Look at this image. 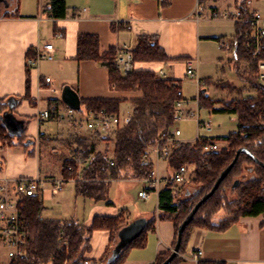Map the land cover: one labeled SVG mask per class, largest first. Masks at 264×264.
Wrapping results in <instances>:
<instances>
[{
  "label": "crops",
  "instance_id": "0c3cea01",
  "mask_svg": "<svg viewBox=\"0 0 264 264\" xmlns=\"http://www.w3.org/2000/svg\"><path fill=\"white\" fill-rule=\"evenodd\" d=\"M66 1L69 7L68 15L65 18H53L43 10L50 0H30V2L29 0H0V100L20 97V100H13L16 105L13 114L16 119L24 121L25 136L27 137L25 145L19 144L18 138L14 139L15 144L13 145L7 144L2 147L0 143V178L2 179L15 180L23 176L64 177L67 179L66 185L72 182L76 187V183L81 179L80 172L85 166L77 164L78 170L75 175H69L64 171V163L76 159L77 149L80 148L93 149L96 152L102 151L103 146L100 142L107 143V141L103 142L100 139H110L111 136L108 138L103 135L94 137L89 131L84 133L78 131L79 134L75 130L71 132L69 130L71 126L66 121H41L38 118L43 110L55 105L63 109L67 108L61 99L63 89L61 87L70 85L79 93L81 99L129 98L124 102L129 103L130 110H132L130 98L138 96V92L116 90L110 84L109 69L99 62L76 60L79 35H97L100 53H104L112 47L119 49L129 46L133 50L138 44L140 36L156 37L159 46L166 52L168 60L164 62L138 61L135 62L134 69H152L158 73L163 70L167 78L178 79L182 83V80L174 74L175 68L182 67L186 73V61L197 58L199 73L202 63L201 55L204 51L209 50L210 44H216L218 51L219 49L222 51L219 48V40L228 38L222 24L226 22L236 24L237 22L234 18V12L237 10L235 0H169L165 3H161L159 0ZM258 1L249 0V9H259L263 12L259 6L255 5ZM1 5L3 6L1 7ZM17 6H19L18 10ZM225 10L229 11L227 18L221 16ZM17 11L18 15L15 14ZM216 13L218 16H215ZM48 24L52 25V29L47 28ZM58 32L63 35L58 36ZM232 41L234 42V40ZM46 43H54V59L42 60L37 67L29 68L27 65L28 56L32 54L33 50ZM45 62L52 66L48 69L43 68ZM55 70L56 78L53 74ZM46 76L52 78V84L45 81ZM201 82L200 78V87ZM190 103L191 101L187 104V108ZM194 109L195 107L188 108L187 116H190V112ZM53 122L60 123L58 124V139L54 141L51 151L58 154L61 149H64L67 158L62 164L60 163L58 170L53 172L52 169V171L43 172L44 164L40 158L41 147L43 141L53 140L48 128V124ZM200 133L201 131L198 132L194 142L189 143L194 144L199 138H211L201 137ZM219 144L222 148L228 146V143L226 146L220 142ZM36 145L40 146V153L37 154V157L35 155ZM109 149L108 156L111 158L114 154L115 144H110ZM147 151H150V155L156 160L154 147H149ZM42 155L52 156L49 153ZM157 163L162 175L172 174L174 168L170 167L168 160L159 159ZM139 180H113L110 192L115 185L119 186L118 189L121 186L124 189L125 185L127 186L125 182ZM164 189L167 188H162L160 192L151 191L147 199L141 198L138 192V199L143 201L149 200L152 195L157 196L156 210L152 213H141L136 218H129L123 205H117L109 195L110 204L102 202L104 205L102 207L97 205L93 208L89 217L82 220L77 217L73 219L85 226H91L96 216H118L121 212L124 213L127 225L139 218H145L148 222L155 217L154 228L147 233L145 246L131 247L122 263L154 264L160 254L173 249L176 239L174 219L160 217V214L163 213L160 209V193ZM169 189L178 193L179 197L193 190L189 182ZM61 191L55 193L51 187H48L39 196L45 205L46 195L48 198H54L59 196ZM118 242V235L117 239H112L110 230H94L90 248L85 255L99 259L109 258ZM198 251H201V254L195 257L194 253ZM182 257L183 260L177 264H199L200 262L264 264V214L242 217L239 222L224 230L195 227Z\"/></svg>",
  "mask_w": 264,
  "mask_h": 264
},
{
  "label": "trees",
  "instance_id": "16d2710c",
  "mask_svg": "<svg viewBox=\"0 0 264 264\" xmlns=\"http://www.w3.org/2000/svg\"><path fill=\"white\" fill-rule=\"evenodd\" d=\"M19 1V0H18ZM249 0H235L236 9L241 13V19L235 24L234 56L239 64H249V69L241 71L237 65L240 79L247 83L256 95L239 98L230 97L222 100V108L213 107V101L208 98L206 90L199 95L202 105L212 108L215 112H229L238 116V130L224 138H207V140H226L227 147L220 152L205 153L203 151L206 140H198L194 144L182 142L176 146L169 158L170 167L178 168L186 163L196 164V177L189 182L192 192L178 196L169 188L160 193L161 218H172L176 224V239L178 228L196 203L207 194L221 172L232 162L239 148L244 147L257 157L254 161L245 154H241L233 170L221 183L215 194L205 202L196 213L194 220L187 226L183 234L182 245L176 258L171 264L183 260L186 247L193 229L202 226L211 229L224 230L240 221L242 217H254L264 214V82L260 79L258 62L264 59V51L255 55V49L247 44L251 27L247 19L250 16ZM19 6H17L18 10ZM53 18H65L69 7L66 0H50L43 7ZM18 15V11L15 13ZM135 62H164L168 56L159 46L156 37L140 36L138 44L132 50ZM117 48H110L100 53L99 37L95 34H81L78 38V53L76 60H95L107 67L110 73V84L116 90L138 92L139 95L130 98L132 104V119L130 123L118 129L111 137L115 142L113 157L109 158L110 149L95 152L86 150L76 159L64 163V171L73 174L78 170L77 164L81 159H87V165L81 170V179L76 183V196L93 199L95 202L109 201L111 182L119 179H142L147 177L153 169L152 162L143 160V155L150 146L174 125V107L180 99L178 91L182 90V83L178 79H171L159 75L152 69H134L123 76L116 64ZM235 89L231 85H225ZM129 98H91L81 99L84 112H100L105 110L119 114L121 103ZM15 100L9 97L0 100V143L1 146L13 145L18 138L19 144H26V129L20 135L9 133L6 124L1 120L6 111L16 108ZM12 101V102H11ZM62 102V101H61ZM63 103V102H62ZM64 104V103H63ZM23 127L25 124L21 122ZM17 144V143H16ZM111 161L114 164H111ZM69 165L73 169L68 170ZM238 185L234 186L235 181ZM185 193V189L183 191ZM20 212L29 225L30 236L26 246L25 259L13 260L10 264H63L65 253L59 249L60 233L64 230L71 236L70 264H82L85 252L90 248V240L94 230L107 229L111 231L112 239H117L119 230L126 226L124 213L118 216H96L91 226H85L76 219H48L43 217L45 205L39 195L23 196L19 202ZM180 209L177 215L174 213ZM226 209L229 216L219 223H215L212 216L220 210ZM156 218L147 222L139 237L125 247L115 261L109 264H122L127 251L131 247H144L147 233L154 228ZM173 250V249H172ZM172 250L160 254L154 264H161ZM108 258L101 260L108 261ZM199 264H225L224 262H200Z\"/></svg>",
  "mask_w": 264,
  "mask_h": 264
},
{
  "label": "built area",
  "instance_id": "2783aa9c",
  "mask_svg": "<svg viewBox=\"0 0 264 264\" xmlns=\"http://www.w3.org/2000/svg\"><path fill=\"white\" fill-rule=\"evenodd\" d=\"M161 3H165L169 0H159ZM250 16L247 21L250 24L251 31L248 36L247 44L255 49V55L261 54L264 51V13L259 9L250 10ZM218 16V13L215 14ZM222 17H229V11L225 10L221 14ZM234 18L238 21L241 19V13L239 10L234 12ZM58 36H62L61 32L57 33ZM219 45L221 49H226L232 51L233 60H235L234 50L235 45L233 41H228L227 39H220ZM118 55L116 59L117 67L123 76L130 74L134 70V58L132 49L129 46L117 49ZM55 53L54 43H46L41 47L33 50L27 58V65L29 68H35L39 65L42 60H53ZM187 69L186 73L191 78H197L200 82L198 73V59L191 58L186 61ZM260 79L264 82V59H260L258 62ZM159 75L166 77L163 70L159 71ZM45 81L49 84L53 83L50 76L45 77ZM54 91L57 89L52 88ZM180 99L175 103L174 107V124L183 120L187 117V101L183 97L182 90L178 91ZM195 109L190 112V116L198 118L199 131L210 132L213 129V122L201 121L200 120V98L197 96L194 99ZM132 111H128L123 115L110 113L105 110L100 112H84L76 111L69 107L63 109L55 105L51 108L43 110L38 118L47 121H66L75 130L80 133L89 131L94 136H109L113 135L116 130L128 125L132 119ZM181 136L180 129H175L174 125L168 131H166L163 136L154 145V150L156 153V160L169 158L174 152ZM198 140H206L203 151L205 153L210 152H220L222 147L218 141L207 140V138H199ZM151 147V146H150ZM90 150V149H89ZM86 152L85 149H78L79 155L82 156ZM143 160L146 162L153 163V169L150 174L140 179L145 183L146 186L139 191V196L143 199H147L150 196L151 191L160 192L162 188H177L187 182H191L196 177V164L186 163L178 168H175L171 175H162L159 169V165L156 160L150 155V151H146L143 155ZM88 163L87 159H81L79 161L80 166H86ZM113 165L114 162L111 161ZM69 170H72V165H69ZM67 183V179L55 178V177H19L15 180L2 179L0 178V221L2 226L0 227V242L7 248V256L9 259V264L13 260L25 259L27 256L26 246L28 243V238L30 236L29 225L26 219L20 212L19 202L23 196H34L40 195L48 187H51L55 193L61 191ZM180 209L174 213L177 215ZM59 249L61 252L65 253V260L63 264H70L69 256L71 252V236L67 234L64 230L60 233L59 238ZM86 253V252H85ZM201 254V251L194 253L197 257ZM82 264H109L108 261H103L99 258H93L84 256Z\"/></svg>",
  "mask_w": 264,
  "mask_h": 264
},
{
  "label": "rangeland",
  "instance_id": "374dc122",
  "mask_svg": "<svg viewBox=\"0 0 264 264\" xmlns=\"http://www.w3.org/2000/svg\"><path fill=\"white\" fill-rule=\"evenodd\" d=\"M30 2V0H29ZM30 4V3H28ZM255 5L260 7L264 12V0H259ZM3 5H1L2 7ZM225 28V32L228 36V40L232 41L234 38L235 24L234 22H226L222 24ZM47 28L52 29V25L48 24ZM219 47V45H218ZM220 48V47H219ZM202 63L199 67V77L201 78V87L200 82L197 78H191L189 75H186L182 67L177 66L174 70V74L182 80V92L183 97L191 101L188 108L195 107L194 99L200 95L201 90H206L208 98L213 101V107L216 109L222 108V100L230 97L239 98L246 97L250 95H256V92L245 82H243L237 72V65L241 71L248 70L249 64L241 62L240 64L233 60L232 51L222 49V51L217 49L216 44H210L208 51H204L201 55ZM52 65L48 62L43 64V68L48 69ZM55 78L56 70L53 71ZM231 85L235 89H230ZM63 87H61L62 89ZM68 107V106H66ZM187 108V109H188ZM131 105L129 103L123 102L120 106V114L123 115L128 111H132ZM189 115V114H188ZM200 120L201 121H212L213 129L210 132L201 131V137H211V138H224L238 130V116L229 112L217 111L215 112L212 108L201 106L200 109ZM60 122H53L48 124L50 131V136L53 139L52 141H43L42 143V153L41 159L43 160L44 168L43 172H53L58 170L60 165L67 158V154L64 149H61V152L54 154L51 150L54 145V141H57L59 134V124ZM67 128V126H66ZM69 128V127H68ZM175 129H180L181 136L177 145L185 142H194L197 138L199 132V122L198 118L194 116H187L183 120H179L174 124ZM120 129V128H119ZM71 132L75 130L73 127L69 129ZM78 134L79 132L75 130ZM117 131V130H116ZM115 131V132H116ZM114 132V133H115ZM92 135V134H91ZM69 136V135H68ZM82 136V135H80ZM85 136H88L85 134ZM94 136V135H92ZM90 136V137H92ZM112 136V135H109ZM96 137V136H94ZM107 143H102V151L108 149L110 144H115L111 139L103 140ZM183 140V141H182ZM111 142V143H110ZM223 146L227 145V141H219ZM40 146L36 145L35 155L40 153ZM96 152V151H95ZM51 154L52 156L45 157L42 154ZM61 163V164H60ZM49 165V166H48ZM124 189L121 186L118 189V185H115L110 192V198L116 202L117 205H123L126 209L127 216L129 218H136L141 213H152L156 210L157 196L152 195V197L143 201L138 199V192L144 188L145 183L141 180L125 182ZM64 190V191H63ZM61 191L59 196L54 198L45 197V207L46 210L43 212L44 218H74L79 219L87 218L91 215L93 208L97 205L102 207L104 204L102 202L95 203L93 200L84 199L82 196H76V187L75 183H68L65 188ZM229 216V212L226 209L220 210L212 216V219L215 223H219ZM0 264H9V259L7 256V248L3 244H0Z\"/></svg>",
  "mask_w": 264,
  "mask_h": 264
},
{
  "label": "water",
  "instance_id": "95a60500",
  "mask_svg": "<svg viewBox=\"0 0 264 264\" xmlns=\"http://www.w3.org/2000/svg\"><path fill=\"white\" fill-rule=\"evenodd\" d=\"M62 101L71 109L76 111H82V100L79 93L72 88L70 85H65L62 89L61 95ZM1 120L6 124L9 133L13 135H20L25 128L23 127L22 123L24 121L18 120L15 118L13 114V106L11 105L10 109L6 111L5 115L1 117ZM27 143V142H26ZM241 154H245L254 161H258L257 157L251 152V150L241 147L237 150L236 155L232 162L221 172L217 181L215 182L212 189L205 194L194 206L192 211L187 215L184 221L178 228V239L176 242L175 247L172 250V253L161 263V264H171L173 260L178 255L181 245L184 231L186 230L187 226L194 220L196 213L198 212L199 208L207 202L217 191L221 183L226 179V177L230 174L233 170L234 166L237 164L239 157ZM239 180L235 181L234 186L238 185ZM147 225V220L145 218H139L134 220L133 222L129 223L128 225L122 227L118 232L119 242L115 247L113 254L111 257L108 258V262L112 263L116 260V258L120 255L122 250L127 247L131 242H133L137 237L141 235Z\"/></svg>",
  "mask_w": 264,
  "mask_h": 264
}]
</instances>
